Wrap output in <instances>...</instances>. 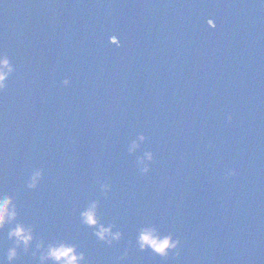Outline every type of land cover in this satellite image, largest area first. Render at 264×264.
I'll return each mask as SVG.
<instances>
[{
	"label": "water",
	"instance_id": "1",
	"mask_svg": "<svg viewBox=\"0 0 264 264\" xmlns=\"http://www.w3.org/2000/svg\"><path fill=\"white\" fill-rule=\"evenodd\" d=\"M0 54L3 264L17 224L35 239L12 264L41 242L81 264H264V0H0Z\"/></svg>",
	"mask_w": 264,
	"mask_h": 264
},
{
	"label": "clouds",
	"instance_id": "2",
	"mask_svg": "<svg viewBox=\"0 0 264 264\" xmlns=\"http://www.w3.org/2000/svg\"><path fill=\"white\" fill-rule=\"evenodd\" d=\"M212 27L215 28V24H212ZM13 71V66L10 63L9 57L7 54H0V91H4L7 88V77ZM65 85H68L70 81L65 80ZM229 120L232 119L231 116L228 117ZM145 137L141 136L140 140H144ZM139 147L138 143H133L131 150L135 151ZM148 159H152V154H148ZM144 172L149 171L147 167L143 169ZM237 175L235 169H228L226 172V178H231ZM42 176V172L37 170L31 177L29 183L30 188H36L39 179ZM105 194L109 190L108 185H104ZM82 218L84 223L89 226L96 227L99 225V220L97 216V205L94 203L86 212L82 213ZM17 216L15 205L13 203V198L11 196H4L0 198V230H3L6 224L11 221H14ZM101 240H108L111 243L109 237L118 239L120 233L113 234L111 227H104L99 225V230L95 233ZM16 238L17 247L21 243L25 246L27 250L31 245V242L35 239L33 235V229L31 227H25L23 224H17L16 227L10 231L9 238ZM141 246L150 245L153 250L161 255H167L168 249H175L180 243L179 240L173 241L171 237H165L164 239H159L155 235L154 230H145L141 234ZM17 247L11 248L8 252V261L9 264H12L14 260L18 258ZM37 249L43 254L40 255L41 264H46V261L53 260L56 264H81L85 260V255L83 252H78L75 245H69L67 243L59 244H50L47 249L44 248L43 242L37 245ZM35 255V254H34ZM0 264H3V261H0Z\"/></svg>",
	"mask_w": 264,
	"mask_h": 264
}]
</instances>
